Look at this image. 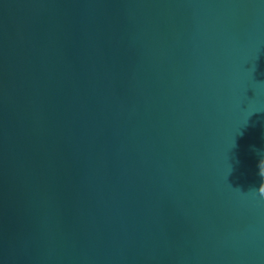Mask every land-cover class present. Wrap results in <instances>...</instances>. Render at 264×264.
I'll list each match as a JSON object with an SVG mask.
<instances>
[{
  "label": "water",
  "instance_id": "95a60500",
  "mask_svg": "<svg viewBox=\"0 0 264 264\" xmlns=\"http://www.w3.org/2000/svg\"><path fill=\"white\" fill-rule=\"evenodd\" d=\"M260 150L264 0H0V264H264Z\"/></svg>",
  "mask_w": 264,
  "mask_h": 264
},
{
  "label": "clouds",
  "instance_id": "9594fccd",
  "mask_svg": "<svg viewBox=\"0 0 264 264\" xmlns=\"http://www.w3.org/2000/svg\"><path fill=\"white\" fill-rule=\"evenodd\" d=\"M242 134V133H240ZM256 150V149H254ZM260 151H264V150H260ZM258 169H259V176L262 178V182L259 185L258 189H252L250 191H252L253 193L258 192L259 196L261 198H264V191L261 190V186L264 185V156H262L258 162Z\"/></svg>",
  "mask_w": 264,
  "mask_h": 264
}]
</instances>
